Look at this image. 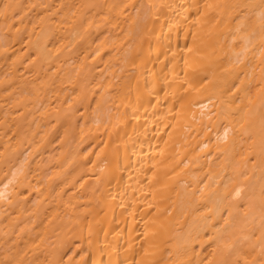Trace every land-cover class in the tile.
I'll return each mask as SVG.
<instances>
[{
  "label": "bare ground",
  "instance_id": "1",
  "mask_svg": "<svg viewBox=\"0 0 264 264\" xmlns=\"http://www.w3.org/2000/svg\"><path fill=\"white\" fill-rule=\"evenodd\" d=\"M0 264H264V0H0Z\"/></svg>",
  "mask_w": 264,
  "mask_h": 264
}]
</instances>
